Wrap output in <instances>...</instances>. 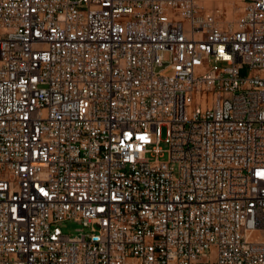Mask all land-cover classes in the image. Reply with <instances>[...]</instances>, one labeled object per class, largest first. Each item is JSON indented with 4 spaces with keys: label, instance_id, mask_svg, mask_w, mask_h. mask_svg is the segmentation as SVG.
Returning <instances> with one entry per match:
<instances>
[{
    "label": "built area",
    "instance_id": "2783aa9c",
    "mask_svg": "<svg viewBox=\"0 0 264 264\" xmlns=\"http://www.w3.org/2000/svg\"><path fill=\"white\" fill-rule=\"evenodd\" d=\"M240 1L0 0V264H264V0Z\"/></svg>",
    "mask_w": 264,
    "mask_h": 264
},
{
    "label": "rangeland",
    "instance_id": "374dc122",
    "mask_svg": "<svg viewBox=\"0 0 264 264\" xmlns=\"http://www.w3.org/2000/svg\"><path fill=\"white\" fill-rule=\"evenodd\" d=\"M202 3L206 9L216 13L223 23L234 22L240 14L242 5L240 0H202ZM168 72V70L165 71V73ZM162 135H165V128L162 130ZM59 226L64 232L70 234H75L81 230V225L75 220L62 222Z\"/></svg>",
    "mask_w": 264,
    "mask_h": 264
}]
</instances>
